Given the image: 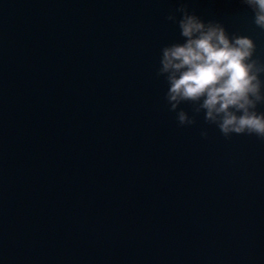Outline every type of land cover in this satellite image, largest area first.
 Here are the masks:
<instances>
[{
  "label": "water",
  "instance_id": "95a60500",
  "mask_svg": "<svg viewBox=\"0 0 264 264\" xmlns=\"http://www.w3.org/2000/svg\"><path fill=\"white\" fill-rule=\"evenodd\" d=\"M181 2L264 60L242 0H0V264H264V140L157 76Z\"/></svg>",
  "mask_w": 264,
  "mask_h": 264
},
{
  "label": "clouds",
  "instance_id": "9594fccd",
  "mask_svg": "<svg viewBox=\"0 0 264 264\" xmlns=\"http://www.w3.org/2000/svg\"><path fill=\"white\" fill-rule=\"evenodd\" d=\"M253 23L264 30V0H242ZM177 13H180L179 19ZM167 20L179 27L182 42L161 49L157 76L168 88L165 99L180 125H194L201 112L225 137L255 135L264 140V60L249 35L229 34L219 21L205 22L183 2ZM192 105V115L180 105ZM207 136V130L201 132Z\"/></svg>",
  "mask_w": 264,
  "mask_h": 264
}]
</instances>
